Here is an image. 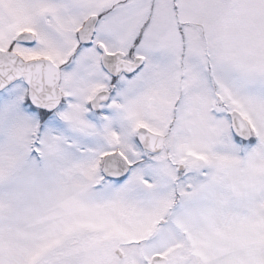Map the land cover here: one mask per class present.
Listing matches in <instances>:
<instances>
[{
  "label": "snow or ice",
  "instance_id": "1",
  "mask_svg": "<svg viewBox=\"0 0 264 264\" xmlns=\"http://www.w3.org/2000/svg\"><path fill=\"white\" fill-rule=\"evenodd\" d=\"M0 264H264V0H0Z\"/></svg>",
  "mask_w": 264,
  "mask_h": 264
}]
</instances>
